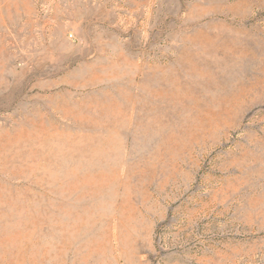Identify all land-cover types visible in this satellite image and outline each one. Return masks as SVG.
I'll return each instance as SVG.
<instances>
[{
  "label": "rangeland",
  "instance_id": "374dc122",
  "mask_svg": "<svg viewBox=\"0 0 264 264\" xmlns=\"http://www.w3.org/2000/svg\"><path fill=\"white\" fill-rule=\"evenodd\" d=\"M0 264H264V0H0Z\"/></svg>",
  "mask_w": 264,
  "mask_h": 264
}]
</instances>
